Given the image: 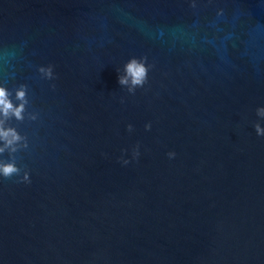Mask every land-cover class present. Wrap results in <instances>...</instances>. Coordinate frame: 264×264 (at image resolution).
<instances>
[{
  "label": "water",
  "instance_id": "1",
  "mask_svg": "<svg viewBox=\"0 0 264 264\" xmlns=\"http://www.w3.org/2000/svg\"><path fill=\"white\" fill-rule=\"evenodd\" d=\"M22 85L0 264H264V0H0V86Z\"/></svg>",
  "mask_w": 264,
  "mask_h": 264
},
{
  "label": "clouds",
  "instance_id": "2",
  "mask_svg": "<svg viewBox=\"0 0 264 264\" xmlns=\"http://www.w3.org/2000/svg\"><path fill=\"white\" fill-rule=\"evenodd\" d=\"M194 6V5H193ZM147 57L143 58H132L130 59L124 69V75L118 77V82L122 86H128V90L131 93H135L136 88L143 87L148 80L149 66L146 65L145 61ZM53 65L40 66L39 72L43 78L52 80L55 78V73L53 71ZM55 87V85H53ZM15 100L19 103H15L11 99V94L9 90L0 86V154L8 151L10 154L17 152V144L24 139L21 134L14 127H5L7 120L14 117L16 120L23 121L25 119V112L27 111V105L29 103L27 96V86H20L15 92ZM257 115L264 118V106L259 107L257 110ZM30 119H36L35 115H30ZM146 129H151V123H148ZM133 126L128 125V130L132 131ZM255 131L257 135L264 136V127L261 126L259 122L255 124ZM127 151V150H125ZM140 155L139 144L133 149V157L138 158ZM176 153L170 151L168 156L170 158L175 157ZM122 159V162L126 165L129 160ZM21 168L17 165L15 157L13 156L10 160L4 161L0 160V177L5 179H11L13 176L20 177ZM31 183L30 174L28 171L23 172L22 179L17 181Z\"/></svg>",
  "mask_w": 264,
  "mask_h": 264
}]
</instances>
